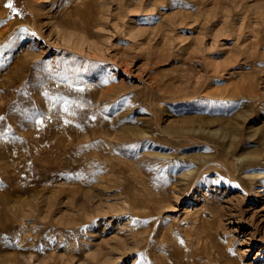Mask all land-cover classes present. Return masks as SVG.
<instances>
[{
    "label": "rangeland",
    "instance_id": "1",
    "mask_svg": "<svg viewBox=\"0 0 264 264\" xmlns=\"http://www.w3.org/2000/svg\"><path fill=\"white\" fill-rule=\"evenodd\" d=\"M0 118V264H264V0H0Z\"/></svg>",
    "mask_w": 264,
    "mask_h": 264
},
{
    "label": "bare ground",
    "instance_id": "2",
    "mask_svg": "<svg viewBox=\"0 0 264 264\" xmlns=\"http://www.w3.org/2000/svg\"><path fill=\"white\" fill-rule=\"evenodd\" d=\"M234 94H235V93H234ZM240 94H241V93H240ZM196 97H197V96H196ZM238 97H239V96H238ZM201 100H202V99H201ZM195 101H196V100H195ZM156 115H157V114H156ZM153 116H154V115H153ZM194 119H195V118H194ZM183 120H185V119H183ZM195 120H196V119H195ZM217 120L219 121V119H216V122H217ZM242 120H243V119H242ZM157 121H158V120H157ZM189 121H190V120H189ZM183 122H184V121H183ZM183 122H182V123H183ZM191 122H192V121H191ZM180 123H181V122H180ZM188 123H189V122H188ZM188 123L185 122V124H187V125H188ZM208 123H210V122L208 121ZM212 123L214 124V122H212ZM239 123H240V122H239ZM185 124H184V125H179V126H186V127H188L191 123H189L188 126L185 125ZM194 124H196V123H194ZM194 124H193V125H194ZM210 124H211V123H210ZM177 125H178V124H176V126H177ZM196 125H197V124H196ZM211 125H212V124H211ZM176 126H175V128H176ZM191 126H192V125H190V127H191ZM186 127H185V128H186ZM190 127H188V128H190ZM194 127H195V126H194ZM196 127H197V126H196ZM162 128H163V127H162ZM173 128H174V127H173ZM173 128L170 127L169 129L172 130ZM179 128L181 129V127H177V129H179ZM182 128H183V127H182ZM189 130H190V129H189ZM191 130H192V129H191ZM157 131H158V130H157ZM162 131H163V130H162ZM178 131H179V130H178ZM181 131H182V130H180V133H181ZM184 131H185V130H184ZM194 131H196V130H194ZM155 132H156V131H155ZM175 132H177V131L174 130V133H175ZM197 132H198V131H197ZM211 132H212V131H211ZM153 133H154V132H153ZM166 133H167V132H166ZM177 133H178V132H177ZM177 133H176V134H177ZM187 133H188V130H187ZM156 134H157V133H156ZM171 134H172V133H171ZM148 135H149V134H148ZM158 135H159V134H158ZM178 135H180V134H178ZM182 135H185V134H182ZM182 135H181V136H182ZM187 135H188V134H187ZM191 135H192V134H191ZM195 135H197V134H195ZM241 135H242V134H241ZM173 136H176V135H173ZM156 137H157V136H156ZM176 137H177V136H176ZM178 137H179V136H178ZM188 137H189V136H188ZM190 137H192V136H190ZM158 138H159V136L157 137V139H158ZM148 139H149V138H148ZM157 139H156V140H157ZM174 140H176V139H174ZM180 140H181V139H180ZM239 141H240V140H239ZM148 142H149V141H148ZM155 142H156V141H155Z\"/></svg>",
    "mask_w": 264,
    "mask_h": 264
},
{
    "label": "snow or ice",
    "instance_id": "3",
    "mask_svg": "<svg viewBox=\"0 0 264 264\" xmlns=\"http://www.w3.org/2000/svg\"><path fill=\"white\" fill-rule=\"evenodd\" d=\"M7 7L12 8V10L15 12V8H13V6H12L11 3H9V4L7 5ZM0 119H2V118H0Z\"/></svg>",
    "mask_w": 264,
    "mask_h": 264
}]
</instances>
